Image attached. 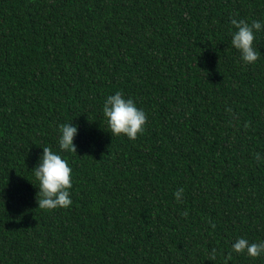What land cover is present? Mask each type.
<instances>
[{
	"label": "trees",
	"instance_id": "16d2710c",
	"mask_svg": "<svg viewBox=\"0 0 264 264\" xmlns=\"http://www.w3.org/2000/svg\"><path fill=\"white\" fill-rule=\"evenodd\" d=\"M232 19L264 0H0V264H225L264 240V31L244 65ZM116 90L135 140L107 127ZM71 121L73 203L41 209L31 170Z\"/></svg>",
	"mask_w": 264,
	"mask_h": 264
},
{
	"label": "clouds",
	"instance_id": "9594fccd",
	"mask_svg": "<svg viewBox=\"0 0 264 264\" xmlns=\"http://www.w3.org/2000/svg\"><path fill=\"white\" fill-rule=\"evenodd\" d=\"M230 23L234 28L230 32L231 46L238 51L242 64H254L260 58L258 49L254 47V40L257 33L264 31V22L253 20L249 23L243 19H232ZM102 113L111 136L123 135L129 140H135L145 131L147 117L144 110L138 108L136 102L131 97H126L120 90L105 97ZM78 131V126L72 121L60 124L58 150L47 146L41 148L42 153L38 157V162L31 170L38 183L36 202L41 209H63L73 203L70 195L73 170L61 153H76L74 138ZM254 159L259 163L264 161V155L257 152ZM183 192V188L177 189L173 193L174 199L181 201ZM232 253L246 254L253 259L259 258L264 255V240L250 242L245 237H237L231 243V251L226 257L225 264L232 258Z\"/></svg>",
	"mask_w": 264,
	"mask_h": 264
}]
</instances>
